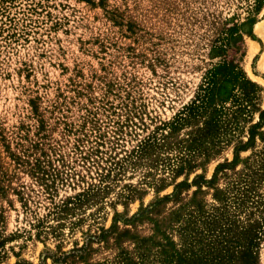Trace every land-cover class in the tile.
Wrapping results in <instances>:
<instances>
[{"label":"rangeland","instance_id":"1","mask_svg":"<svg viewBox=\"0 0 264 264\" xmlns=\"http://www.w3.org/2000/svg\"><path fill=\"white\" fill-rule=\"evenodd\" d=\"M262 113L264 0H0V264H264Z\"/></svg>","mask_w":264,"mask_h":264},{"label":"trees","instance_id":"2","mask_svg":"<svg viewBox=\"0 0 264 264\" xmlns=\"http://www.w3.org/2000/svg\"><path fill=\"white\" fill-rule=\"evenodd\" d=\"M259 1V0H258ZM262 115V117H263V113L261 114ZM258 124L257 125H255L253 128H252V131H251V136H250V138L252 139L253 138V136H254V133H255V130H256V128H258ZM250 259L252 260V263L251 264H255V261H253V258H251V255H250Z\"/></svg>","mask_w":264,"mask_h":264}]
</instances>
